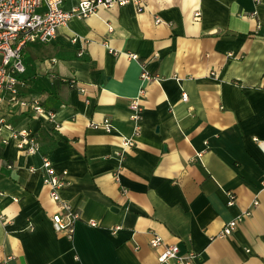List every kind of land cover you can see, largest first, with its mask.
I'll use <instances>...</instances> for the list:
<instances>
[{"label": "crops", "instance_id": "crops-1", "mask_svg": "<svg viewBox=\"0 0 264 264\" xmlns=\"http://www.w3.org/2000/svg\"><path fill=\"white\" fill-rule=\"evenodd\" d=\"M142 1L73 16L23 47L19 96L44 111L0 104L39 144L24 153L0 132V264H165L153 234L195 251L191 264H264V0ZM105 117L110 130L96 125ZM40 154L66 176L71 238L53 227Z\"/></svg>", "mask_w": 264, "mask_h": 264}, {"label": "built area", "instance_id": "built-area-1", "mask_svg": "<svg viewBox=\"0 0 264 264\" xmlns=\"http://www.w3.org/2000/svg\"><path fill=\"white\" fill-rule=\"evenodd\" d=\"M63 0H0V104L3 101L15 103L23 108L31 109L35 113H41L44 108L37 98L27 100L19 96L20 87L23 85L22 73L24 72L23 47L32 41L45 42L50 40L56 33L58 27L66 23L71 17H86L95 14L100 7H110L113 4L123 5L131 3L137 11L143 9L142 0H77L69 9L62 6ZM158 20V19H156ZM259 24H257V27ZM111 29V26H108ZM135 58V54H130ZM151 76L142 69L140 78L149 80ZM143 89L129 99L130 119L137 122L141 116L142 106L139 102ZM181 99L187 100V93L181 92ZM51 114V112L49 111ZM106 130H110L109 118L105 117L100 123ZM3 128L10 130L16 148L24 153H38L39 144L34 136L25 127L14 128L0 116V132ZM5 141V138H2ZM124 145L132 146L130 137L123 138ZM41 155V154H40ZM199 155V154H197ZM11 165H8L10 167ZM40 168L43 171L42 181L49 186L51 199L58 203V209L52 213L51 221L56 231L65 233L71 238L74 231V222L78 219V213L72 206L60 197L59 189L65 184L64 172H56L49 158L41 155ZM234 200L233 193L228 195V203ZM257 200L253 201L256 204ZM225 222L219 235L227 236L236 227L237 222L243 214ZM91 225L96 222L90 221ZM29 228L31 226L29 225ZM153 248L161 246L157 259L165 264H191L196 257L193 250L180 253L177 244H163L161 237L153 234L149 241Z\"/></svg>", "mask_w": 264, "mask_h": 264}]
</instances>
